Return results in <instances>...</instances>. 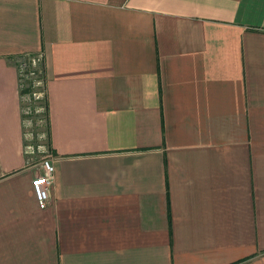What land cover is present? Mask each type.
<instances>
[{
    "label": "crops",
    "instance_id": "1",
    "mask_svg": "<svg viewBox=\"0 0 264 264\" xmlns=\"http://www.w3.org/2000/svg\"><path fill=\"white\" fill-rule=\"evenodd\" d=\"M37 55L44 208L16 64ZM235 263L264 264V0H0V264Z\"/></svg>",
    "mask_w": 264,
    "mask_h": 264
},
{
    "label": "rangeland",
    "instance_id": "2",
    "mask_svg": "<svg viewBox=\"0 0 264 264\" xmlns=\"http://www.w3.org/2000/svg\"><path fill=\"white\" fill-rule=\"evenodd\" d=\"M16 64L22 65L26 72H23L22 80V98L24 101V110L28 113L25 116L31 120L29 127L30 132L33 133V143L37 150V159L43 160L51 157L49 141V121L46 110V76L43 65L37 69V74L29 76V69H34L29 56L19 57ZM28 69V70H27ZM27 75V76H26ZM35 95L34 97V94Z\"/></svg>",
    "mask_w": 264,
    "mask_h": 264
},
{
    "label": "built area",
    "instance_id": "3",
    "mask_svg": "<svg viewBox=\"0 0 264 264\" xmlns=\"http://www.w3.org/2000/svg\"><path fill=\"white\" fill-rule=\"evenodd\" d=\"M24 57V56H23ZM31 59V63L34 67V69H29V76H33L37 74V69H39L40 66L43 65V57L42 55H37V56H29ZM17 69L19 73V84L20 85V92H21V100H22V110L23 111V125H24V138H25V143H24V150L25 153L28 156V163H33L37 159V150L36 147L33 143V133L28 131L30 127L31 120L28 119L25 114L27 113L24 109V101L22 98V80H23V72L25 71V68L19 64H17ZM28 70V69H27ZM27 76V75H26ZM45 94L47 96V92L45 90ZM37 95L36 93L34 94ZM47 98V97H46ZM46 109H47V104H46ZM26 112V113H25ZM28 114V113H27ZM36 154V155H35ZM41 161V160H40ZM43 173L41 175H38L34 181H33V190L37 199V203L39 204L40 207H47L51 202V192L52 188L55 183V163H54V157L51 154V157H47L43 159L41 162Z\"/></svg>",
    "mask_w": 264,
    "mask_h": 264
},
{
    "label": "trees",
    "instance_id": "4",
    "mask_svg": "<svg viewBox=\"0 0 264 264\" xmlns=\"http://www.w3.org/2000/svg\"><path fill=\"white\" fill-rule=\"evenodd\" d=\"M240 261H242V260H240ZM240 261H239V262H240ZM235 264H236V263H235Z\"/></svg>",
    "mask_w": 264,
    "mask_h": 264
}]
</instances>
